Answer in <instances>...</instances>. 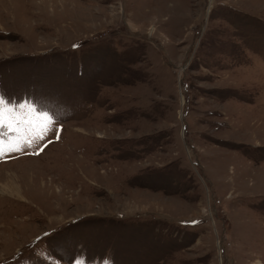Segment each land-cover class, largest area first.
<instances>
[{
	"label": "rangeland",
	"instance_id": "1",
	"mask_svg": "<svg viewBox=\"0 0 264 264\" xmlns=\"http://www.w3.org/2000/svg\"><path fill=\"white\" fill-rule=\"evenodd\" d=\"M0 264H264V0H0Z\"/></svg>",
	"mask_w": 264,
	"mask_h": 264
}]
</instances>
